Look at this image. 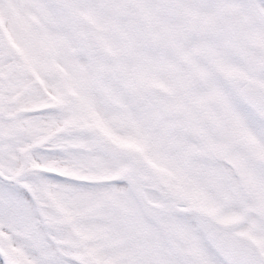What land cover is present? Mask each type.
Wrapping results in <instances>:
<instances>
[{"label":"snow or ice","instance_id":"snow-or-ice-1","mask_svg":"<svg viewBox=\"0 0 264 264\" xmlns=\"http://www.w3.org/2000/svg\"><path fill=\"white\" fill-rule=\"evenodd\" d=\"M0 264H264V0H0Z\"/></svg>","mask_w":264,"mask_h":264}]
</instances>
